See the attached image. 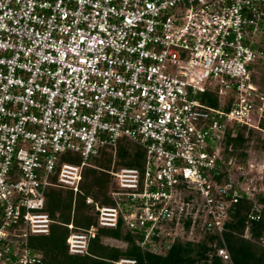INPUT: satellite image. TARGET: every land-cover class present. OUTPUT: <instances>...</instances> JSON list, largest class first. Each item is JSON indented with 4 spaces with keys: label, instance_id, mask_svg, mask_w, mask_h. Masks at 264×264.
<instances>
[{
    "label": "built area",
    "instance_id": "1",
    "mask_svg": "<svg viewBox=\"0 0 264 264\" xmlns=\"http://www.w3.org/2000/svg\"><path fill=\"white\" fill-rule=\"evenodd\" d=\"M263 48L264 0H0V264H42L29 237L56 223L48 189L75 199L102 150L112 204L85 199L98 227L151 253L215 235L232 264L229 208L252 201L258 220L260 206L226 138L261 130ZM122 141L144 151L141 169L116 166ZM96 230L70 233L69 254Z\"/></svg>",
    "mask_w": 264,
    "mask_h": 264
},
{
    "label": "trees",
    "instance_id": "2",
    "mask_svg": "<svg viewBox=\"0 0 264 264\" xmlns=\"http://www.w3.org/2000/svg\"><path fill=\"white\" fill-rule=\"evenodd\" d=\"M262 50L264 53V48ZM253 80L264 90V79H257L254 74ZM261 129L264 130V122L261 123ZM255 133L256 131L241 129L234 138L228 134L226 148L231 145V155L241 150L238 156L244 161L247 158L246 143ZM262 143L264 147V142ZM116 156V166L141 169L145 153L141 148L122 141L118 145ZM65 159L76 164L79 161L77 157ZM90 163L98 169H85L80 186L82 193L75 199L70 191L63 189L49 188L46 193L44 212L56 223L51 226L49 234L29 237V247L33 252L42 255V264H115L119 259H134L137 264H228L216 255V248L220 246V242L215 235L205 234L197 242L177 241L160 253H151L139 247L136 235L122 229L121 226L98 227L96 215L93 209L85 204V199L90 197L100 205L112 204L108 192L113 181L106 173L111 168L112 154L102 150L98 157L90 160ZM255 198V202L260 206L258 220H250L248 217L253 206L252 201L241 199L229 208L224 239L232 264H264V247L260 245L264 239V196L257 195ZM69 223L73 224L72 231L62 225ZM90 227H96L97 230L94 238L89 241L88 253L69 254L67 236ZM246 227L249 238L243 237ZM104 240L125 242L128 246L122 251L118 247L104 243Z\"/></svg>",
    "mask_w": 264,
    "mask_h": 264
},
{
    "label": "rangeland",
    "instance_id": "3",
    "mask_svg": "<svg viewBox=\"0 0 264 264\" xmlns=\"http://www.w3.org/2000/svg\"><path fill=\"white\" fill-rule=\"evenodd\" d=\"M255 76L257 79L263 80L264 79V61H261L255 68L254 72ZM256 133L254 136L249 140V142L246 143L247 145V158L242 161L239 159L238 154L240 153L241 150H237L235 152V155L238 159V162L240 166H244L243 171L246 177H249L250 182L253 183L256 188V196L257 195H263L264 196V147L263 143L264 142V130H254ZM245 145V146H246ZM247 163H251L253 165V168L249 169L247 168ZM263 178H259V177ZM255 196V197H256ZM256 199V198H255ZM244 238H249V232L248 228L246 227L244 230L243 234ZM199 237L195 238L194 240L191 241H186V242H197L199 241ZM185 242V240L183 241ZM104 243L113 245V247H118L120 250H125L127 248V244L125 242H116L113 240H104ZM260 245L264 247V239L260 242Z\"/></svg>",
    "mask_w": 264,
    "mask_h": 264
}]
</instances>
